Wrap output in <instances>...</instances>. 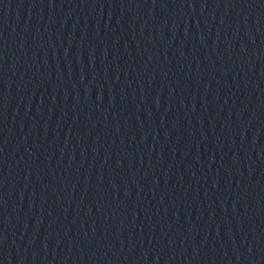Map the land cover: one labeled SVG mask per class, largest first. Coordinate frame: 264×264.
I'll return each instance as SVG.
<instances>
[{
    "label": "water",
    "instance_id": "95a60500",
    "mask_svg": "<svg viewBox=\"0 0 264 264\" xmlns=\"http://www.w3.org/2000/svg\"><path fill=\"white\" fill-rule=\"evenodd\" d=\"M0 264H264V0H0Z\"/></svg>",
    "mask_w": 264,
    "mask_h": 264
}]
</instances>
